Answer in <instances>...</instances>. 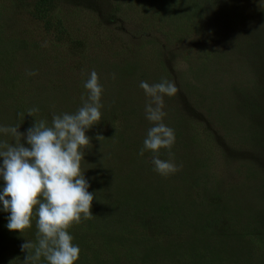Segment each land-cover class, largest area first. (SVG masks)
Returning <instances> with one entry per match:
<instances>
[{
    "label": "rangeland",
    "instance_id": "obj_1",
    "mask_svg": "<svg viewBox=\"0 0 264 264\" xmlns=\"http://www.w3.org/2000/svg\"><path fill=\"white\" fill-rule=\"evenodd\" d=\"M92 70L102 118L81 171L95 199L68 230L74 264H264V0H0V126L74 113ZM162 78L178 89L164 96L180 166L167 177L139 155V84ZM9 215L0 202V264H25L36 217L20 233Z\"/></svg>",
    "mask_w": 264,
    "mask_h": 264
},
{
    "label": "clouds",
    "instance_id": "obj_2",
    "mask_svg": "<svg viewBox=\"0 0 264 264\" xmlns=\"http://www.w3.org/2000/svg\"><path fill=\"white\" fill-rule=\"evenodd\" d=\"M36 74L27 72L30 76ZM139 86L148 97L145 115L152 124L139 155L150 151L154 171L167 177L179 171L180 166L171 151L175 131L163 122L164 96H174L178 89L167 78L151 85L140 81ZM83 88L82 106L74 113L53 114L50 124L45 119H35L23 133L18 131L20 125L0 126V133L13 138L11 143L0 141L3 158L0 177L5 182L0 202L3 211L10 213L7 228L23 233L32 227V218L36 217V242L26 240L20 245L21 251L27 253L25 264H38L42 257L47 264H74L79 259L80 248L73 243L68 230L93 217L94 192L89 191L90 183L81 171V161L84 150L91 144L86 131L102 118L103 86L95 70L84 81ZM38 111L29 108L27 114L34 117ZM22 138L28 146L21 143ZM102 138L97 136L98 140ZM161 149L167 150L168 159L160 158Z\"/></svg>",
    "mask_w": 264,
    "mask_h": 264
}]
</instances>
